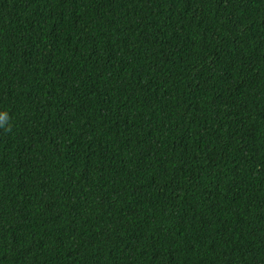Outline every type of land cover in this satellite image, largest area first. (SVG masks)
Returning <instances> with one entry per match:
<instances>
[{
    "label": "trees",
    "instance_id": "trees-1",
    "mask_svg": "<svg viewBox=\"0 0 264 264\" xmlns=\"http://www.w3.org/2000/svg\"><path fill=\"white\" fill-rule=\"evenodd\" d=\"M0 264H264V0H0Z\"/></svg>",
    "mask_w": 264,
    "mask_h": 264
},
{
    "label": "clouds",
    "instance_id": "clouds-1",
    "mask_svg": "<svg viewBox=\"0 0 264 264\" xmlns=\"http://www.w3.org/2000/svg\"><path fill=\"white\" fill-rule=\"evenodd\" d=\"M8 121L7 113L0 114V128H5L6 131H11V126L5 127Z\"/></svg>",
    "mask_w": 264,
    "mask_h": 264
}]
</instances>
